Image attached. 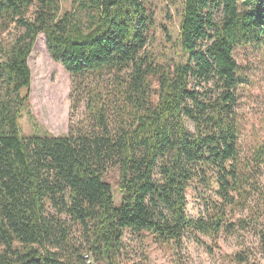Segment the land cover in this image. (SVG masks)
<instances>
[{
	"label": "trees",
	"instance_id": "obj_1",
	"mask_svg": "<svg viewBox=\"0 0 264 264\" xmlns=\"http://www.w3.org/2000/svg\"><path fill=\"white\" fill-rule=\"evenodd\" d=\"M71 5L0 0V264H129L127 238L181 248L185 235L216 241L236 227L252 229L256 246L230 261L264 264V141L242 157L234 59L238 48L264 51V0H183L163 61L148 49L149 0ZM39 34L72 77L70 119L86 101L64 136L20 131ZM193 186L207 194L198 219L187 215Z\"/></svg>",
	"mask_w": 264,
	"mask_h": 264
},
{
	"label": "rangeland",
	"instance_id": "obj_2",
	"mask_svg": "<svg viewBox=\"0 0 264 264\" xmlns=\"http://www.w3.org/2000/svg\"><path fill=\"white\" fill-rule=\"evenodd\" d=\"M62 13L70 12L71 0H60ZM183 0H149L154 14L155 29L148 49L155 60H165L173 54L170 47L176 43L180 10ZM167 36L170 38L168 42ZM234 59L241 72V84L236 113L241 127L242 157L250 155L264 141V51L252 47L238 48ZM31 84L28 91V109L32 119L23 113L19 119L23 137L48 134L59 137L68 133L69 126L78 124L86 113V101L80 103L70 119L69 94L72 77L54 62L47 52L44 34L37 37L28 58ZM86 81V80H84ZM88 82L96 84V80ZM189 127L192 128L189 123ZM258 184L264 194V168L259 171ZM111 187L115 205L120 203L118 191L119 172L109 169L103 177ZM207 194L202 189L191 187L187 193V215L198 219L204 215V200ZM237 215L236 218H240ZM78 236V235H77ZM126 243L130 246L129 264H235L230 261L232 254L241 249H253L256 236L252 229L240 230L236 227L230 236L221 235L216 241L200 235H185L181 248L157 246L149 240ZM256 260H263L256 251ZM92 262H93V258Z\"/></svg>",
	"mask_w": 264,
	"mask_h": 264
},
{
	"label": "built area",
	"instance_id": "obj_3",
	"mask_svg": "<svg viewBox=\"0 0 264 264\" xmlns=\"http://www.w3.org/2000/svg\"><path fill=\"white\" fill-rule=\"evenodd\" d=\"M89 263V262H88Z\"/></svg>",
	"mask_w": 264,
	"mask_h": 264
}]
</instances>
